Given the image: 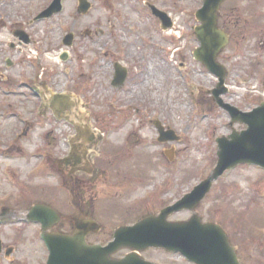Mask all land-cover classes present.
Masks as SVG:
<instances>
[{
	"label": "rangeland",
	"instance_id": "374dc122",
	"mask_svg": "<svg viewBox=\"0 0 264 264\" xmlns=\"http://www.w3.org/2000/svg\"><path fill=\"white\" fill-rule=\"evenodd\" d=\"M50 1L29 0L28 6L24 4L20 11L38 13ZM77 1L62 0L61 13L53 21L36 25L34 30L48 45L59 44L66 32L91 31L92 41L75 42L86 45L85 51H92L86 57L96 59L98 66L93 77L96 91L76 100V109L81 114L95 112L101 119L110 108L138 105L136 93H116L105 90V86L111 60L117 58L136 75L138 67L133 65L140 64V172L145 178L140 183V219L155 215L164 204L179 200L210 175L216 164L217 138L228 136L232 129H242L238 124L230 125L227 113L212 101L209 91L217 80L192 57L198 46L193 33L198 24L194 13L202 0H88L92 8L86 15H77ZM146 3L168 14L173 22L170 31L160 30ZM220 18L219 28L230 35V43L218 57L227 71V93L222 100L241 111H249L263 101L264 0H227L220 8ZM111 28L114 36L108 34ZM112 43L119 47H112ZM79 52L82 53L81 48ZM56 53H50L44 61L53 64ZM105 54L108 56L104 57ZM71 62L65 67L71 68ZM71 78L60 76L57 86L53 84L51 88L69 92L74 85ZM38 104L39 100L33 96L26 103L30 114L17 111L0 116V214L8 210L6 216L10 215L12 222L0 228V239L4 245L16 242V252L7 258L0 255V264H45V245L33 235L37 228L24 223L20 226L19 220L26 218L28 209L38 202L72 218V206L78 200L72 181L62 178L54 163L45 164L41 158L52 152L53 139L61 137L65 126L50 115L47 123L37 117ZM154 121L169 126L179 141L158 143ZM125 123L136 124L132 117ZM46 132L49 135L44 138ZM169 150L173 152L170 160L166 157ZM126 171L137 172L131 168ZM81 197L88 210L89 193L84 190ZM92 207L101 224L94 239L106 244L121 224L122 213L107 211L110 207L105 200L94 202ZM197 211L203 222L218 223L228 230L231 244L238 249L240 264H264V170L239 166L229 171L213 185ZM131 213L130 220L139 217L138 210ZM190 215L181 212L169 220L185 221ZM229 221L236 227V234ZM141 255L156 264H191L180 255L165 254L163 250L148 249Z\"/></svg>",
	"mask_w": 264,
	"mask_h": 264
},
{
	"label": "flooded vegetation",
	"instance_id": "af4514ba",
	"mask_svg": "<svg viewBox=\"0 0 264 264\" xmlns=\"http://www.w3.org/2000/svg\"><path fill=\"white\" fill-rule=\"evenodd\" d=\"M28 1L0 0V96L2 97L0 100V116L16 114L17 111L29 113L30 109L26 103L28 99L35 96L39 100L35 111L37 117H41L47 123L48 115H50L52 120L64 123L65 132L61 134L59 139H53V145L50 147L52 152L41 155V158L45 161V164L54 163L59 175L72 181V189L78 200H76V205L72 206V218L60 214L52 207L61 220L47 229V232L72 235L76 231V225L80 226L81 223L88 221L99 224V220L96 216L94 217L95 212L92 207L93 203L98 200L107 202V205L112 209L108 210L110 209L108 208L107 211L115 213L113 210H120V213H122L120 215V227L132 226L140 221V183L145 180L140 172V64L133 65L138 67L136 75L130 66L123 65L117 58L111 60V71L108 74L109 87L105 86V90L111 89L116 93L126 95L136 93L138 95L136 97V101H139L138 105L133 106L134 103H131L130 107L110 108L102 114L101 119L100 115L95 112L79 113L76 109V100L77 98L90 96L96 91L97 84L94 83L93 77L98 66L96 59H87L86 57L92 51H85L87 49L86 45L79 46L75 42L79 39L92 41V33L87 29L82 32L70 31L66 34L62 32L64 35L59 44L54 42L48 45L34 28L41 23L53 21L58 14L48 19L39 20L37 17L41 11L38 13L20 11L24 4L25 7L28 6ZM77 15L79 14L77 13ZM220 19L222 18H220L219 13L218 21ZM57 25L60 26L59 23ZM109 25H111V22H109ZM222 30L227 32L226 29ZM69 34L72 35V44L65 47L63 39ZM108 34L109 36L114 34V30L111 28ZM111 46L114 48L119 47L116 43H112ZM80 48L82 53L79 52ZM55 51H57V60L53 64L46 63L44 58ZM103 56L107 57L108 55ZM70 62L72 67H65V64ZM81 62H83V65H81ZM64 75L72 77L71 81L74 83L72 89L69 92L53 90L51 85L57 86L58 78L60 76L64 77ZM243 82L247 83L246 79H243ZM129 117H132L136 124L127 125L125 122ZM161 125L164 131L171 130L165 123H161ZM54 130L56 129L54 128L51 132L53 133ZM49 132L44 134V138H47ZM157 142L160 143L158 139ZM166 153V157L170 160L173 155L172 150ZM119 168L121 171L118 170ZM129 168L135 169L137 172H127L126 169ZM84 190L89 193L88 210H86L85 201L81 197ZM221 199L224 200L225 198L222 196ZM157 201L159 202L158 199ZM81 202L82 204H80ZM175 202L176 200L173 201V203ZM173 203L164 204L158 213ZM134 209L138 210L139 217L130 220L131 212ZM4 211L6 212L3 213L2 217H7V219H0V228L5 223H12L9 218L11 216H6L9 211L6 209ZM170 217H174V215ZM231 221L233 222L232 219ZM231 221L228 225L236 234V227L233 224L234 222ZM23 223L35 226L37 231L33 235H36L38 241L43 243L41 224L28 222L25 217L19 220L20 226L24 225ZM64 223H67V226ZM221 227L224 229L223 226ZM113 232L106 244L112 240ZM97 234H88L86 242L92 245H106L94 239ZM226 235L231 244V236L227 232ZM237 250L236 248V254ZM9 251L10 254H8ZM15 252L16 242H13L12 245H4L0 239V255L3 254L7 258ZM129 253H131L130 250L122 249L112 257L119 259ZM14 263L18 264V262Z\"/></svg>",
	"mask_w": 264,
	"mask_h": 264
},
{
	"label": "water",
	"instance_id": "95a60500",
	"mask_svg": "<svg viewBox=\"0 0 264 264\" xmlns=\"http://www.w3.org/2000/svg\"><path fill=\"white\" fill-rule=\"evenodd\" d=\"M224 1L202 0L201 8L195 12L194 18L199 24L194 28V35L199 45L193 51V58L217 80L215 88L210 91L214 103L228 114L230 124L244 125L245 129L239 132L232 130L227 137L216 139L215 167L190 193L157 215L144 217L133 226L116 229L112 241L106 246L87 244L86 236L98 233L101 229L92 221L76 225V231L72 235L47 233V229L60 221L58 214L41 204L32 206L27 219L42 225L41 239L48 250L46 264H154L139 255V252L149 248L179 254L192 264H240L235 248L230 245L226 233L218 225L202 223L197 214H193L185 222L167 221L174 213L194 211L213 183L226 171L240 165L257 166L264 170V100L250 112H242L221 99L227 92V72L217 61V57L228 44L229 38L218 28L217 14ZM61 2L62 0H52L37 19H48L60 13ZM146 6L152 16L160 21L162 31L171 28L172 23L166 13L149 3ZM91 8L88 0H78L76 11L80 15H86ZM63 44L71 46V34L64 37ZM154 127L160 143L179 140L172 130L164 131L160 122L155 121ZM125 248L132 252L121 259L111 258ZM10 253L9 251L8 254Z\"/></svg>",
	"mask_w": 264,
	"mask_h": 264
},
{
	"label": "trees",
	"instance_id": "16d2710c",
	"mask_svg": "<svg viewBox=\"0 0 264 264\" xmlns=\"http://www.w3.org/2000/svg\"><path fill=\"white\" fill-rule=\"evenodd\" d=\"M223 18V17H222Z\"/></svg>",
	"mask_w": 264,
	"mask_h": 264
}]
</instances>
